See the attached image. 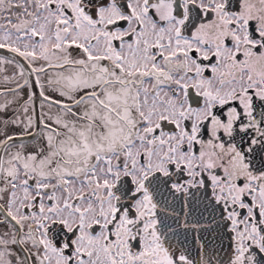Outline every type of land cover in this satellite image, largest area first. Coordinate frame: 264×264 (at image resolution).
<instances>
[{"label": "snow or ice", "instance_id": "1", "mask_svg": "<svg viewBox=\"0 0 264 264\" xmlns=\"http://www.w3.org/2000/svg\"><path fill=\"white\" fill-rule=\"evenodd\" d=\"M0 264H264V0H0Z\"/></svg>", "mask_w": 264, "mask_h": 264}]
</instances>
